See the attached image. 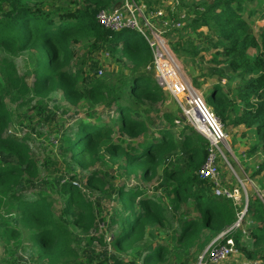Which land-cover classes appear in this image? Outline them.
<instances>
[{
    "label": "trees",
    "instance_id": "16d2710c",
    "mask_svg": "<svg viewBox=\"0 0 264 264\" xmlns=\"http://www.w3.org/2000/svg\"><path fill=\"white\" fill-rule=\"evenodd\" d=\"M244 1L180 4L185 26L167 37L182 61L194 63L213 49L218 81L233 73L237 86L226 93L219 81L205 102L221 124L253 130L250 154L255 156L264 155V33L261 40L252 33L249 21L256 12L245 17ZM119 2L0 0L2 236L19 246L21 231L29 230L43 264H196L194 254L232 225L237 211L233 201L216 196L212 183L199 176L210 143L159 84L147 41L137 39L134 31L112 32L97 20L102 9ZM81 44L109 53L127 73L104 80L95 60L88 72L82 62L73 70L75 48ZM23 53L35 62L28 71L31 84L13 60ZM55 92L69 106L82 108L75 123L65 118L68 108L50 106ZM12 124L15 132H9ZM44 127L59 134L60 146L39 164L31 136L17 128L38 134L36 129ZM99 164L111 167L90 169ZM161 166L163 181L155 193L114 181L117 171L126 180L138 174L155 177ZM263 172L264 161L257 174ZM106 203L111 207L106 209ZM245 218L248 236L232 233L235 245L247 259L264 260V204L256 196H249ZM84 242L104 250H81Z\"/></svg>",
    "mask_w": 264,
    "mask_h": 264
},
{
    "label": "rangeland",
    "instance_id": "374dc122",
    "mask_svg": "<svg viewBox=\"0 0 264 264\" xmlns=\"http://www.w3.org/2000/svg\"><path fill=\"white\" fill-rule=\"evenodd\" d=\"M191 1L193 0H180V4H184L185 2ZM197 1L198 0H195V2ZM244 2L242 4L245 9V17H248L251 12H256V15L250 18L249 23L251 25L252 33L259 40H261V34L264 33V0H247ZM179 9L182 12L184 11L183 6L178 7L177 10ZM203 30L204 32H207V29ZM193 36L192 38L195 39L198 43V39ZM135 37L137 39H141V36L137 33L135 34ZM262 47L264 48V43L262 44ZM171 48L172 47L170 43L169 49L172 52ZM210 50L211 51L209 52L201 53L194 63L193 61H189L185 58L184 61H182L173 53L174 57L178 61V65L184 80L202 96L204 101L205 97L209 94L212 86L218 83L219 81L221 82L223 90L226 93H229L230 89L233 90L238 83L237 80L233 79V73H227L224 77L226 79H219L218 81L216 73L220 70V68L212 67L211 60L214 51L213 49ZM75 52L76 56L71 63V67L73 70L78 67L77 63L82 62L84 63V71L88 72L90 64L95 60L99 65L100 71H102V74L104 75L102 77V79L104 80H113L116 79L119 74L127 73V70H123L117 63H115L114 58L109 53L103 51L93 52L88 45L84 44L78 45L75 48ZM256 53V50L251 51L252 56H255ZM13 60L16 66L18 67L20 74L26 75L28 82L31 84L33 77L31 74L28 73V71L31 70L35 64L32 56L29 53H23L13 58ZM49 104L53 108L56 106L60 108H68L70 111L68 114H66L65 118L68 119V124L70 125L75 123V118L81 117L77 115V113L82 112V108H75L69 106L65 102L61 92L52 93L49 97ZM174 107L176 108L175 105ZM10 108H17L16 104L10 103ZM21 109L25 110L26 108L22 107ZM81 114L82 113H80V115ZM222 126L224 132L228 134L230 149L229 154L227 156L228 163L224 164L220 169L221 180L224 184L230 187V189H240L241 196H243L245 201L247 200V198H249V196L253 195L259 198L262 202H264V172L259 175L257 174L258 165H260L264 161V155L257 154L255 156H252L250 154L251 147L255 142V135L253 130H249L243 126L233 127L232 125H230V123H226V126L222 124ZM17 129L19 132L31 136L30 146L39 164H42L47 156L55 155L58 152L60 146V142H58V133H51L50 130H48V128L46 127H44L43 129L37 128L36 132H38V134H35L34 132L31 133L30 130L24 128L22 130H19V128ZM15 130L16 129H14L13 124L10 125L9 132H15ZM39 134H42V136H40ZM55 140H58L57 144ZM110 167L111 166L109 164H99L96 168L90 169H99L102 172H106L109 170ZM164 167L165 166H161L159 168L157 176L147 177L145 179L141 178L140 174L135 177L132 176L131 180L122 179L120 177V173L117 171L115 173L114 181L118 186L126 184L128 187L135 188L137 185H139L143 188H146L150 192L155 193L158 189L161 190ZM43 175H45V172L41 168V176ZM27 195L32 196V193L29 192L27 193ZM90 195H94V198H96L98 193L96 191H93L92 193H90ZM104 207L106 209L110 208L111 204L106 203ZM59 208L60 206H57V210H59ZM3 219L4 217L0 216V264H22L21 261L25 262L26 264H43L42 261L38 259L37 249L29 240V235L31 233L29 230H25L23 228V230L21 231V243L19 246L15 245L14 241H10L9 243H7L5 237L2 236L4 228L2 227L1 223L3 222ZM175 226H177V224H175ZM77 232L79 233L80 231ZM166 232H168V234L170 233L169 230ZM99 234H101L99 231H92V235L98 236ZM162 236L167 235L163 233ZM111 238L112 236L108 235V241L111 240ZM158 240H162L161 237ZM213 242L202 253L198 252V254H194L195 258L197 259L196 264H209L208 254L210 253V246L213 244ZM171 245L173 246V243ZM90 248L94 249L96 252H101L104 250V248L98 243H93L89 246L86 245V242H84L81 245V250H87ZM11 251L14 253L13 256L11 254ZM255 259L260 258L256 257ZM239 260L241 262V259ZM239 260L231 258L224 264H238Z\"/></svg>",
    "mask_w": 264,
    "mask_h": 264
},
{
    "label": "built area",
    "instance_id": "2783aa9c",
    "mask_svg": "<svg viewBox=\"0 0 264 264\" xmlns=\"http://www.w3.org/2000/svg\"><path fill=\"white\" fill-rule=\"evenodd\" d=\"M179 6L180 0H120L111 9H102L97 20L112 32L134 31L147 41L159 84L176 100L183 111V118L210 143L209 156L199 176L212 183L216 196L233 201L237 218L210 246L209 264H224L231 258L241 259L238 264H264L263 259H247L238 250L231 235L240 232L244 238L248 236L247 225L244 224L248 198L245 201L240 189H230L221 180L220 169L228 163V134L206 106L202 96L184 80L178 61L169 49L168 34L179 32L185 26L186 13L183 11L178 14ZM243 201L244 208L240 209Z\"/></svg>",
    "mask_w": 264,
    "mask_h": 264
},
{
    "label": "crops",
    "instance_id": "0c3cea01",
    "mask_svg": "<svg viewBox=\"0 0 264 264\" xmlns=\"http://www.w3.org/2000/svg\"><path fill=\"white\" fill-rule=\"evenodd\" d=\"M248 129V128H247Z\"/></svg>",
    "mask_w": 264,
    "mask_h": 264
}]
</instances>
